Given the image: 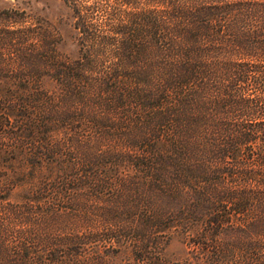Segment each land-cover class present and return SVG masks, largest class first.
<instances>
[{"label":"trees","instance_id":"16d2710c","mask_svg":"<svg viewBox=\"0 0 264 264\" xmlns=\"http://www.w3.org/2000/svg\"><path fill=\"white\" fill-rule=\"evenodd\" d=\"M62 2L0 0V264H264V0Z\"/></svg>","mask_w":264,"mask_h":264},{"label":"rangeland","instance_id":"374dc122","mask_svg":"<svg viewBox=\"0 0 264 264\" xmlns=\"http://www.w3.org/2000/svg\"><path fill=\"white\" fill-rule=\"evenodd\" d=\"M8 3L26 9L29 13L40 15L55 26L61 37V50L69 56L76 55V46L72 38L69 11L62 0H6ZM170 258L179 259V241L172 240L166 247Z\"/></svg>","mask_w":264,"mask_h":264}]
</instances>
